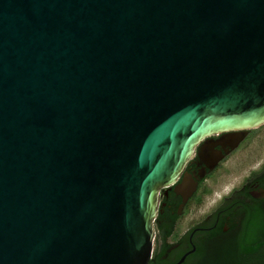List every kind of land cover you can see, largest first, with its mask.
Here are the masks:
<instances>
[{"label":"water","instance_id":"obj_1","mask_svg":"<svg viewBox=\"0 0 264 264\" xmlns=\"http://www.w3.org/2000/svg\"><path fill=\"white\" fill-rule=\"evenodd\" d=\"M263 124L264 0H0V264H147L161 189Z\"/></svg>","mask_w":264,"mask_h":264},{"label":"flooded vegetation","instance_id":"obj_2","mask_svg":"<svg viewBox=\"0 0 264 264\" xmlns=\"http://www.w3.org/2000/svg\"><path fill=\"white\" fill-rule=\"evenodd\" d=\"M251 130L233 147L234 133L204 139L177 182L161 189L147 264L237 263L249 218L264 213V158L236 184H214L231 174L223 166L247 149Z\"/></svg>","mask_w":264,"mask_h":264},{"label":"rangeland","instance_id":"obj_3","mask_svg":"<svg viewBox=\"0 0 264 264\" xmlns=\"http://www.w3.org/2000/svg\"><path fill=\"white\" fill-rule=\"evenodd\" d=\"M250 142L246 150L237 152L228 163L223 166L224 171L230 172L228 176L220 177L214 184V189L219 190L224 186L236 184L240 178L250 170L256 168L264 158V124L250 131Z\"/></svg>","mask_w":264,"mask_h":264},{"label":"trees","instance_id":"obj_4","mask_svg":"<svg viewBox=\"0 0 264 264\" xmlns=\"http://www.w3.org/2000/svg\"><path fill=\"white\" fill-rule=\"evenodd\" d=\"M249 222L236 264H264V213L256 210Z\"/></svg>","mask_w":264,"mask_h":264}]
</instances>
